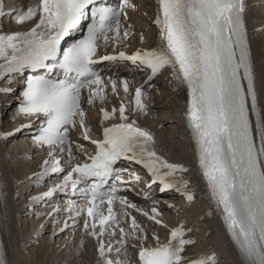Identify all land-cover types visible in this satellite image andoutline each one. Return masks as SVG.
<instances>
[{"label":"snow or ice","instance_id":"obj_1","mask_svg":"<svg viewBox=\"0 0 264 264\" xmlns=\"http://www.w3.org/2000/svg\"><path fill=\"white\" fill-rule=\"evenodd\" d=\"M156 3L153 23L159 45L112 55L99 54V41L102 38L106 46H118L128 39L122 19H127L128 9L136 7L133 0H117L115 4L103 0H29L22 7L12 6L8 13L0 8V17L8 16L19 26L17 30H0V81L9 84L3 89L6 94L14 91L10 87L13 83L22 89L17 109L21 123L0 135L7 139L39 122L33 143L47 149V158L40 164L42 171L35 174L37 180L49 173L64 175L31 200L42 201L69 186L78 190L84 204L70 206L75 212L72 219L75 223L81 218L85 233L96 239L95 264H129V238L135 241L131 245L136 251L134 264H219L214 249L189 252L197 241L191 237L193 229L184 222L169 226L157 207L151 208V214L143 212L115 195L118 186L127 183L115 166L128 160L141 164L152 183L159 182L160 191L175 190L190 202L194 199L184 176L189 169L158 154L151 131L132 118V112L148 114L143 85L133 91L132 112L123 100L109 109L105 106L107 86L110 84L114 95L119 94V88L127 95L129 82L122 80L118 86L110 79L106 84L94 66L103 61L138 63L150 70L148 80L170 69L173 80L187 86V124L200 178L206 182L215 211L241 264H264V111L258 103L246 0ZM85 20H90L87 34L65 47L66 38L83 27ZM260 24L259 30L264 31V21ZM27 72L31 74L25 75ZM57 72L63 74L62 79L54 77ZM84 101L89 105L99 101L98 139L92 138L87 127ZM74 130L79 134L75 140L71 138ZM81 140L93 146L91 153ZM65 159L67 167L61 166ZM130 178L140 180L134 172ZM117 203L119 211L115 210ZM128 209L139 211L147 221L164 229V240L157 229L149 235ZM121 217L129 218V231L119 226ZM68 226L65 221L64 227ZM106 233L116 239L118 247L111 239L105 241ZM0 264H5L3 253Z\"/></svg>","mask_w":264,"mask_h":264},{"label":"bare ground","instance_id":"obj_2","mask_svg":"<svg viewBox=\"0 0 264 264\" xmlns=\"http://www.w3.org/2000/svg\"><path fill=\"white\" fill-rule=\"evenodd\" d=\"M3 1L7 10L16 4L15 0ZM141 1L148 3V0ZM246 4L258 103L264 111V31L259 30L260 22L264 19V0H246ZM17 29L10 19L0 20V30ZM154 40L155 33L152 38ZM156 84L159 93H156V102L148 104V114L137 116L133 112L132 118L141 127L151 131L155 138V149L164 158L169 162L181 163L189 169L184 176L190 182L189 187L196 201L190 207H184V214L178 218L193 229V237L198 240V244L190 248L189 252L214 249L222 264H241V258L227 234L223 220L215 211L206 183L199 179L197 158L186 126L182 90L168 79H159ZM10 111L5 103L0 108V132L11 131L19 125L17 120L12 121ZM95 131H98L97 127ZM29 149V139L24 137H18L10 146H3L0 142L1 234L9 264H95L96 259L90 253V247L75 250V239H57L49 243V225L42 227L39 233L33 232L37 228L34 226V217L29 218L30 214L20 207L25 199V196L21 197L20 191L29 183L26 180L29 172L39 166L37 161H28L30 157L36 156L35 150Z\"/></svg>","mask_w":264,"mask_h":264}]
</instances>
